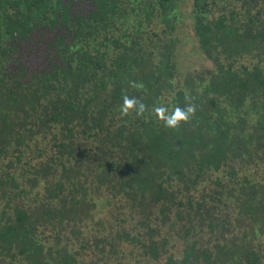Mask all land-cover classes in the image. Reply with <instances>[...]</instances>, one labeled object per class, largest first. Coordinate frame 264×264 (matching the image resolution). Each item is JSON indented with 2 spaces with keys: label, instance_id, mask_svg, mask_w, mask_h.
Listing matches in <instances>:
<instances>
[{
  "label": "trees",
  "instance_id": "trees-1",
  "mask_svg": "<svg viewBox=\"0 0 264 264\" xmlns=\"http://www.w3.org/2000/svg\"><path fill=\"white\" fill-rule=\"evenodd\" d=\"M0 264H264V0H0Z\"/></svg>",
  "mask_w": 264,
  "mask_h": 264
},
{
  "label": "clouds",
  "instance_id": "clouds-1",
  "mask_svg": "<svg viewBox=\"0 0 264 264\" xmlns=\"http://www.w3.org/2000/svg\"><path fill=\"white\" fill-rule=\"evenodd\" d=\"M130 87L142 89L144 85L142 83L133 81L130 83ZM185 99V107L181 108L177 106L171 111L166 106H156L153 110L155 116L159 121L163 122L165 127L170 129H178L182 123H188L196 113L195 104L190 102V97L186 96ZM122 100L123 103L120 106V113L122 116H128L132 112H135L137 116H142L146 111V105L137 100L135 97L124 95Z\"/></svg>",
  "mask_w": 264,
  "mask_h": 264
},
{
  "label": "rangeland",
  "instance_id": "rangeland-1",
  "mask_svg": "<svg viewBox=\"0 0 264 264\" xmlns=\"http://www.w3.org/2000/svg\"><path fill=\"white\" fill-rule=\"evenodd\" d=\"M189 21V20H188ZM183 31H185L184 37V43L182 45V60L184 68H198L200 66H210L211 63L208 59H206L203 54L199 51V49L196 47V41L194 39V36L191 32V27L189 24L184 27ZM205 92V91H204ZM204 94L200 91L198 93V101H200V98ZM190 101H192V97L190 98ZM199 104L206 105L207 101H201Z\"/></svg>",
  "mask_w": 264,
  "mask_h": 264
}]
</instances>
